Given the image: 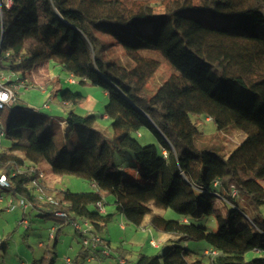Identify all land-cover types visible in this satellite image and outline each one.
Segmentation results:
<instances>
[{
  "label": "trees",
  "instance_id": "trees-1",
  "mask_svg": "<svg viewBox=\"0 0 264 264\" xmlns=\"http://www.w3.org/2000/svg\"><path fill=\"white\" fill-rule=\"evenodd\" d=\"M4 27L1 68L25 75L53 62L80 84L103 88L115 134L108 138L96 129L94 115L70 110L65 143L58 146L53 118L34 110L32 116L13 113L6 129L12 145L0 152V174L11 184L5 190L26 198L28 213L58 222L40 264H55L65 226L87 223L100 236L114 217L105 209L107 197L128 223L176 235L159 254H141L135 264H264V217L247 221L241 208L244 197L255 209L264 205V0H14L4 11ZM101 35L118 43L132 64L110 61L112 42ZM142 51L158 53L175 71L153 95L147 87L161 64ZM51 83L63 106L86 99L60 87L59 78ZM198 92L215 106L210 118L219 129L251 123L228 158L196 142L200 132L184 111ZM142 129L157 144L142 145L135 137ZM113 148L134 154L135 178L115 164ZM41 163L95 190L50 188L39 178ZM154 208L173 209L180 219L171 224ZM210 216L218 221L216 232L191 223ZM190 241L207 244L203 257L188 250ZM251 252L260 257L247 261Z\"/></svg>",
  "mask_w": 264,
  "mask_h": 264
},
{
  "label": "rangeland",
  "instance_id": "rangeland-1",
  "mask_svg": "<svg viewBox=\"0 0 264 264\" xmlns=\"http://www.w3.org/2000/svg\"><path fill=\"white\" fill-rule=\"evenodd\" d=\"M150 3L161 4L163 0H144ZM163 11L160 7L157 12ZM101 39L107 43L112 42V47L108 51L110 61L120 63L125 66L132 64L126 56L123 48L106 35H101ZM144 57L154 58L160 61V68L150 80L147 90L150 95L155 94L159 87L165 83L171 75L175 73L171 65L158 53L152 51H142ZM5 79V83L12 82L21 85L17 90V100L0 113V152L11 147L12 142L6 137V129L13 113L19 117L32 116L31 111H39L53 118L51 133L56 138L58 146L65 143V124L70 110H74L82 116L94 115L96 121L94 127L104 133L108 138L114 137L112 119L108 116L107 110L109 99L103 88L91 84L82 85L75 78L71 83V77L53 62L38 64L30 73L23 75L21 72L15 73L11 69L0 67V76ZM60 79V87L69 89L74 93L83 95L86 99L80 105L63 106L60 103V94L52 80ZM27 82L26 86L22 85ZM215 112V106L209 98L202 92L196 93L188 101L185 113L191 114V120L196 124L200 134L196 135V142L199 146L214 147L224 158H228L232 152L243 142L247 135V130L251 123L243 119L238 123L231 124L225 129H219L211 121V114ZM195 114V115H194ZM135 137L142 145L157 144L156 138L147 130L142 129ZM70 139L77 143L75 133L70 134ZM114 162L119 167H123L130 178H135L139 171V164L135 160L134 154L129 150L112 149ZM39 174L44 175L43 181L46 185L53 186V189H69L74 193H86L95 190L94 186L76 176H61L51 169L47 163L38 165ZM194 177L199 176L198 171H194ZM49 181V182H48ZM0 196L5 198V203H0V264H40L47 247L54 245L53 236L58 225L54 218H42L36 216V212L28 213L20 208L6 210L5 206L12 198L6 190L0 188ZM105 209L108 213L114 214L113 220L100 234L105 245L94 248L92 245H84V236L91 238L90 233L83 235L88 229L85 224H79L80 230L75 225L65 226L60 234L57 246V259L55 264H66V260L79 262L80 264H135L141 254L157 255L163 247L169 243V238H174L173 233L159 232L151 226L137 227L127 222L125 217L116 211L113 198L105 199ZM217 201L216 205L221 206ZM241 208L245 212V219L264 217V205L255 209L244 197L241 200ZM155 213L169 220L171 224L180 219V216L173 209H156ZM28 213V214H27ZM26 215L30 221L27 227L21 224V220ZM192 224L205 227L209 231H218L219 224L215 217H203L191 220ZM53 228V229H52ZM53 232V233H52ZM52 238H51V237ZM150 240L160 243L158 248L150 245ZM43 245V246H42ZM188 250L194 257H203L204 250L208 248L204 241H190L187 243ZM108 249L111 256L104 252ZM124 253V254H123ZM124 256L121 258V256ZM192 255V256H193ZM260 257L256 252H251L246 256L247 261ZM125 262H124V261Z\"/></svg>",
  "mask_w": 264,
  "mask_h": 264
},
{
  "label": "built area",
  "instance_id": "built-area-1",
  "mask_svg": "<svg viewBox=\"0 0 264 264\" xmlns=\"http://www.w3.org/2000/svg\"><path fill=\"white\" fill-rule=\"evenodd\" d=\"M14 6V0H0V54L2 52V38L5 32V27H4V11L11 9ZM9 55V53L7 54ZM5 79L2 77V75L0 76V113L5 111L6 108L8 106H10L11 104H13L16 100H17V90L21 87V85L18 84H14L12 82H4ZM71 83H74L75 80L71 77L70 79ZM27 82H23L22 85L26 86ZM44 177V175L42 173L39 174V178L42 180ZM11 187V184L9 182L8 176L6 174H0V188L1 189H9ZM239 193L236 189H234L233 191V196L238 197ZM51 200V199H50ZM53 201V200H51ZM0 203H5V198L0 196ZM99 206L101 207V204H99ZM15 208H20L23 211H27V209L31 208V203L23 197H19L18 199H14L13 197L8 200L5 209L6 210H12ZM59 216H65L63 213H58ZM21 224L27 226L28 225V221L23 218V220L21 221ZM86 226H88V229L85 231V233H83V235L90 233L91 238H87L86 236H84V245L85 246H90L92 245L94 248H98L99 246L103 245V240L100 236H95L91 234V229L89 227V224L84 223ZM75 226L80 230V226L79 224H75ZM150 244L155 247L158 248L159 247V243L156 242L155 240H151ZM104 252L106 253V255L108 256L110 254L108 249H105ZM210 251H208L207 253H209ZM66 264H71V260L67 259L66 260Z\"/></svg>",
  "mask_w": 264,
  "mask_h": 264
},
{
  "label": "crops",
  "instance_id": "crops-1",
  "mask_svg": "<svg viewBox=\"0 0 264 264\" xmlns=\"http://www.w3.org/2000/svg\"><path fill=\"white\" fill-rule=\"evenodd\" d=\"M64 126H65V128L67 129L66 124H65ZM48 182H49V181H48ZM47 186L50 187V188H53V186H49V185H47ZM55 188H56V187H55ZM175 238H176V237H174V238H169V239H167V240L170 241V240L175 239ZM167 244H168V243H167ZM167 244H166V245H167ZM159 246H160V243H159Z\"/></svg>",
  "mask_w": 264,
  "mask_h": 264
}]
</instances>
